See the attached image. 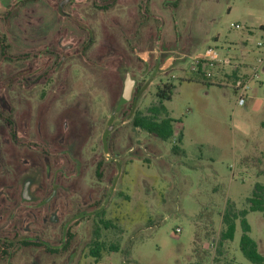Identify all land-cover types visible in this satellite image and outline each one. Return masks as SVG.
I'll use <instances>...</instances> for the list:
<instances>
[{"label": "rangeland", "instance_id": "obj_1", "mask_svg": "<svg viewBox=\"0 0 264 264\" xmlns=\"http://www.w3.org/2000/svg\"><path fill=\"white\" fill-rule=\"evenodd\" d=\"M63 1L0 0V264H250L240 226L222 240L223 214L255 192L238 164L264 152V73L238 107L232 77L189 66L250 40L258 57L264 0ZM167 81L176 142L132 125ZM247 220L264 256L262 215Z\"/></svg>", "mask_w": 264, "mask_h": 264}, {"label": "trees", "instance_id": "obj_2", "mask_svg": "<svg viewBox=\"0 0 264 264\" xmlns=\"http://www.w3.org/2000/svg\"><path fill=\"white\" fill-rule=\"evenodd\" d=\"M175 88L173 81H167L162 87H158L156 97L160 102L159 107L149 109L148 115H136L132 120L133 127L141 129L163 142L172 139L176 121L170 116L165 103L172 100ZM250 213L261 214L264 223V186L262 185H258L253 196L248 199L247 209L240 212L229 210L224 213L222 240L233 241L240 226L242 230L239 246L241 252L250 264H264V256L259 251V244L250 235L252 228L247 220V216ZM104 250L105 245L98 241L92 248V256L99 258Z\"/></svg>", "mask_w": 264, "mask_h": 264}, {"label": "built area", "instance_id": "obj_3", "mask_svg": "<svg viewBox=\"0 0 264 264\" xmlns=\"http://www.w3.org/2000/svg\"><path fill=\"white\" fill-rule=\"evenodd\" d=\"M231 28L242 30L245 27L240 24H233ZM256 48L260 51L256 57L255 63L250 73L244 75L238 74L239 65L228 55H222L215 47H208L205 51L198 52L191 58L189 71L193 74L201 76L204 80H212L221 71L228 77L233 78V88L236 95V104L238 107H244L253 90L254 83L260 81V76L264 73V41H258ZM176 142V140H175ZM176 235H181L182 230L177 228ZM216 246L215 242L211 243V247Z\"/></svg>", "mask_w": 264, "mask_h": 264}, {"label": "crops", "instance_id": "obj_4", "mask_svg": "<svg viewBox=\"0 0 264 264\" xmlns=\"http://www.w3.org/2000/svg\"><path fill=\"white\" fill-rule=\"evenodd\" d=\"M261 29L264 30V27H262ZM250 41L241 42L237 46V48L232 51V53L229 52V51L227 53H225V55H228V56L232 57L233 60L239 65L238 74L244 75L245 73L246 74L247 73H250L251 68L253 67V65L255 63L256 57H252L251 56L252 50H251V47L248 44ZM230 70H227V71H230ZM226 72L223 73L221 71L220 73H218L215 76V79H219V81L217 83V84L220 85L219 87L226 88L227 87L226 86L227 84L225 83V79L228 78V79H231L232 80V78H230V77H228L226 75ZM261 86H262V83H259V85L258 84L257 85H254L253 86L252 93L257 94L258 88L261 87ZM225 93H227V91H225ZM252 93H250L251 96L249 97L246 105H248L250 101H253L255 99V96L252 95ZM242 130H243V132H241L242 135H244L243 134L244 132L246 134L249 133L247 126H244V129H242ZM176 134L177 133H176L175 128H174V136L172 138L174 142H175V138L174 137H176ZM176 153L177 154H179V153L182 154V152L181 151H178V149H177ZM241 156H242V158L240 160V163L238 164L239 165V169H240V171H239L240 174H244V175L253 174L254 179H256V181H257V182H255V189H256V187L258 185L264 186V184L259 183V180H263L264 179V152H262L261 154H257V153H253L252 151H249L248 150V151H246V153H243ZM196 167L197 168H201V170H202L203 173L206 172V169L204 167H202V166H196ZM212 176H215L214 178H212L214 180V183H215V185H213L212 188H213V192L216 193L220 189V185L216 183V179H217L216 175L209 174L208 175V178H205V179L208 180V181H210V178ZM229 204H230V201L228 199L227 202H226V205H229Z\"/></svg>", "mask_w": 264, "mask_h": 264}, {"label": "water", "instance_id": "obj_5", "mask_svg": "<svg viewBox=\"0 0 264 264\" xmlns=\"http://www.w3.org/2000/svg\"><path fill=\"white\" fill-rule=\"evenodd\" d=\"M70 1L71 0H64L61 3L60 7L63 9L64 5H66ZM60 11H61L62 14L65 15V13H63V10H60ZM134 85H135V81L132 80L130 78V76L128 75L127 76V80H126L125 85H124V91H123L122 97H121V99L119 101V104H118V108H117L118 111L122 108L123 105L127 104L131 100L132 94H133ZM108 132L106 134H108ZM106 134L104 136V140L106 138Z\"/></svg>", "mask_w": 264, "mask_h": 264}, {"label": "flooded vegetation", "instance_id": "obj_6", "mask_svg": "<svg viewBox=\"0 0 264 264\" xmlns=\"http://www.w3.org/2000/svg\"><path fill=\"white\" fill-rule=\"evenodd\" d=\"M50 97H54V95H51V93H50ZM11 123L9 122V125H10ZM29 183H26V186H25V192H27V190H28V187H29ZM27 194L25 193V196H26Z\"/></svg>", "mask_w": 264, "mask_h": 264}]
</instances>
